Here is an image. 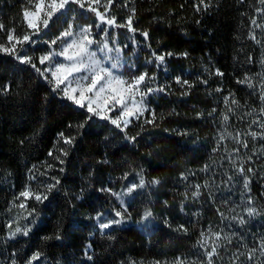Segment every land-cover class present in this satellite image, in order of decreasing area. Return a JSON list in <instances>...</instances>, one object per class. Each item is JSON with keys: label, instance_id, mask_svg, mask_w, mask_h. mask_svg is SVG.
I'll use <instances>...</instances> for the list:
<instances>
[{"label": "trees", "instance_id": "trees-1", "mask_svg": "<svg viewBox=\"0 0 264 264\" xmlns=\"http://www.w3.org/2000/svg\"><path fill=\"white\" fill-rule=\"evenodd\" d=\"M197 4L199 0H133L136 40L143 44L139 32L146 30L150 33L152 48L158 52L186 51L189 55L186 59L169 58L166 70H148L149 75L160 78V85L167 86V94L151 97L148 105L157 114V126L144 125V118H150L147 112L139 120H133L126 130L128 136L136 137L135 143H131L119 129L94 119L65 159L63 173L58 170L61 165L48 152L57 133L76 135V130L67 129L68 123L79 124L86 117L69 102L55 98L51 85L38 78L31 66H22L0 53V89L4 85L10 87L9 92H0V264H11L14 251L25 260L36 251L42 252L39 264H124L127 261L172 264L176 257L186 258L189 264H206L204 250L195 247L200 233L208 225L223 226L217 208L224 213L237 209L240 191H243V179L225 186L234 173L230 163L233 159L237 160V167L243 160L246 168L254 169L250 174L251 195L264 207V161L257 166L248 162L253 146L250 135H245L256 130L252 124L256 115L246 114L252 109L259 112L264 105L246 84L237 83L248 75L258 88L256 77L264 71L260 64L264 59V31L255 29L261 44L249 39L253 29L251 20L257 17L256 8L260 5L258 0H211L207 11L201 6V12L197 13ZM26 7H29L28 0H0V24L5 26L0 32L4 39L8 30L15 29L14 33L20 37L28 31L23 21ZM143 49L147 51L144 58H148L150 51ZM29 51L39 66L36 58L42 48L38 46ZM249 56L254 60L251 64L247 62ZM137 64L141 65V60ZM205 68L209 71L205 72ZM216 69L224 73L223 77L210 75ZM176 77L188 80L193 87L189 89L176 83ZM198 77L207 80V85L199 83ZM217 88L222 91L217 93ZM184 92L189 94L182 95ZM230 93L226 104L225 97ZM232 99L238 105H233ZM229 108L233 111L229 112ZM225 115H228L227 122L223 120ZM237 133L247 141L248 152L236 143ZM221 135L225 139L218 144ZM214 148L218 151L213 152ZM236 149L238 153L234 152ZM105 159L109 163H101ZM48 163L56 165L50 175L61 179L58 195L47 206L35 205L30 200L28 210L34 205L39 210L36 227L26 238L8 240L9 220L27 214L13 207L12 202L29 183V169L36 165L38 171H43ZM206 164L211 166L210 170L200 171ZM141 168L146 181L155 178L160 183L129 201L130 223L114 226L102 236L93 218L96 213L106 211L107 195L97 192L88 196V191L109 185L118 190L126 183H138L135 173ZM125 172L130 173L128 181L120 179ZM182 173L187 180L181 178ZM45 179L40 177L31 186L38 188ZM196 185H201L198 198L192 196ZM82 188L85 199L76 201L73 195L79 194ZM164 201L168 202L167 207ZM226 201L231 203L226 205ZM146 208L153 209L155 222L154 227L147 229L137 223ZM165 218L171 227L165 226ZM23 223L21 220L20 224ZM181 224L188 228V233L173 231ZM57 232L60 240L41 239ZM88 245H91L92 260L84 255ZM17 259L18 264H23ZM215 264L223 263L216 260Z\"/></svg>", "mask_w": 264, "mask_h": 264}, {"label": "snow or ice", "instance_id": "snow-or-ice-1", "mask_svg": "<svg viewBox=\"0 0 264 264\" xmlns=\"http://www.w3.org/2000/svg\"><path fill=\"white\" fill-rule=\"evenodd\" d=\"M29 7L23 9V21L27 24V28L31 30L30 33L23 35L22 37H15L13 35L15 29L8 30L7 41L11 45L10 47L0 44V53H5L12 57L16 62L22 66H31L35 71L38 78H42L45 82L51 85V92L55 98L61 101L69 102L70 106L74 107V110L84 115L86 119L79 123L73 124L68 123L67 129L69 131L76 130V135H66L64 131L57 133L56 141L53 144V148L49 150L48 156L52 157L53 160L57 161L61 167L59 172L63 173L65 169L62 167L65 163V159L69 156V153L74 149L77 140L82 137L83 130L91 125L94 119L99 121H105L108 124L114 126L115 129H119L120 132L124 133V139L128 142L135 143V136H128L127 129L133 120H139L145 116L147 112L150 118H144V125H156L157 114L154 109L149 108L148 105L151 103V97L160 94H167L165 85L157 84V77L155 74L149 75L148 69L150 66H155L157 69L164 68L166 70V61L169 58H187L188 53H174L158 52L157 49H153L150 43V33L148 31L139 32V35L143 38V44L136 40L135 34L137 29L133 27L135 22V8L131 9V14L127 17L124 23H118L116 16L111 15L110 6L113 4V0H107V4L102 5V0H28ZM128 0H125V7H127ZM260 7L256 8V12L261 16H264V0H258ZM103 6L104 11L101 12L98 9ZM201 6L204 11H207L211 6V0L206 3L205 0H199V4L195 5L197 13L201 12ZM34 7L35 11H31L30 8ZM72 11L74 13L72 19L68 22L67 27L59 33L58 36L50 41H42L38 39L42 35H48L50 33V25L54 20L62 15H66L67 12ZM79 13L84 15L87 19L95 18L94 24L89 23L81 25L76 22ZM93 15H87V14ZM199 23V21H197ZM251 23L253 25L252 31L249 32V39L255 41L257 44H261V40L257 39L255 35V29H264V25L257 23L255 17L252 18ZM43 25L41 27L40 25ZM95 28V32H94ZM5 26L0 24V31H3ZM116 29H127L130 36L131 44L134 49L147 48L150 51V56L145 60V71L140 72L136 75L133 69L138 71V66L135 64L128 65L125 71H120L122 65L120 63V57L122 47L118 42L116 36L112 35V32ZM103 35L97 40L96 36L100 32ZM38 44H47L48 51L41 54L38 58L39 66L34 62V56L27 55L28 48L26 45L35 48ZM53 46H59L57 51ZM127 47V45H124ZM249 64L253 63V57L249 56ZM262 69H264V59L260 61ZM205 72L209 69L205 68ZM210 75L223 77L224 73L219 69H216L214 73ZM259 79V86H255L252 83L253 77L245 75L243 80H238L239 84H246L248 88L252 89L253 93L259 96L261 105H264V71H262L256 77ZM176 83L182 86H187L191 89L193 85L188 80H181L180 77H176ZM198 82L207 85V80H200ZM151 85V86H150ZM10 91L8 85H4L0 92L7 93ZM220 93L222 89L217 88L215 90ZM188 92L182 93V95H188ZM231 97V93L228 97H225L226 104ZM48 97H45L47 102ZM233 105H238V101L232 99ZM66 105V106H69ZM216 109H213L215 112ZM229 112L233 111L232 108L228 109ZM118 113V115H117ZM175 110L173 109V114ZM256 115V119L253 120L252 124L259 129V131L250 130L245 135H250L255 139H264V107L259 109L257 112L252 109L246 115ZM211 115V113H210ZM163 119V116L160 117ZM224 122L228 121V115L223 117ZM251 128V126H250ZM141 130H144L142 126ZM186 134V133H182ZM139 133L137 134V136ZM231 136V133L228 134ZM107 139V138H106ZM225 139L224 135H221L219 141ZM236 143L242 144L246 149L248 147L247 141L241 139V133H237L234 137ZM25 141H21L23 145ZM218 151L217 148L213 149V152ZM238 149L234 152L238 153ZM255 155V153H254ZM248 162L252 161V156L247 158ZM101 163H109L107 159L101 161ZM234 168L233 175L228 177L225 182V186H229L233 181L238 182L239 179L243 178V189L242 196H247V205L244 211L247 213L248 219L243 215H231L227 216L223 211L217 208V213L220 216L221 222L228 221L229 228H233L231 235L223 233V229L220 231L212 232L211 250H207L209 246L208 239L205 238V232L200 233V240L197 241L195 247L204 248L203 255L206 257V264H215L216 260L220 258V252L224 251L226 254L230 253V247L232 245L233 237L237 238L243 247L244 251L237 248V251L230 253L232 259L229 264H264V233L259 234V238L254 237V244L249 246L244 242V233L240 231V228L247 225L251 218L256 216H264V213L257 211L255 207L250 206L253 203L251 197V175L254 173L252 167H245V161H239L237 167V160H230ZM56 165L48 163L47 167L43 171H38L37 166L33 165L28 172L29 183L25 185L24 190L20 191L15 196L12 206L18 207L21 213H27L26 215H20L9 220L7 224L8 232L7 239L15 241L17 237H28L33 228L38 223L39 210L35 205H45L46 202H51L55 199V196L59 193V186L61 185V179L57 176L50 175L55 169ZM211 168L210 165H205L200 171L207 172ZM195 174V173H193ZM130 173L125 172L120 178L121 180L128 181ZM138 177L139 182H129L122 185L119 191H114L112 187H103L99 190L92 188L88 191L87 195L92 196L94 193H101L107 195L109 199L118 202V207H113L110 215L113 218H107L104 213H97L93 218L97 221L98 228L101 235L106 234V230L113 229L114 226L122 225L132 220V213L129 211L130 200H134L135 196L140 194L143 190L158 185L160 181L158 179H152L146 181L144 178V169L141 168L139 172L135 173ZM40 177L46 179L40 183L38 188H33L31 184L37 181ZM91 178V174H90ZM181 178L187 180L188 177L183 173ZM196 191L192 193L194 198L200 196L201 185H196ZM204 187H207L205 185ZM219 189V186H218ZM85 199V189H81L79 195L75 196L76 201H83ZM34 201L35 205L32 206L29 211V201ZM17 201L19 204L17 205ZM226 205L231 203L230 201L225 202ZM168 202L164 201L165 207ZM185 205L182 204L181 211ZM229 211H234L229 209ZM193 215L199 216V213ZM92 218V217H90ZM154 219L153 209L146 208L140 215L137 223L150 221ZM24 221L23 225L20 221ZM106 222H101L105 221ZM16 225L13 227V225ZM166 227H171L167 218L164 220ZM236 226H240L237 228ZM173 231L188 233V228L183 224L179 225ZM211 231V229H209ZM223 233V234H222ZM43 241L49 240H60L61 236L57 232L54 236H44L41 238ZM109 239H112L109 236ZM91 245L86 247L84 255L88 260H92L90 255ZM42 252L36 251L26 260L21 257L18 252L14 251L11 253L10 259L11 264H18V259L23 264H39L42 258ZM243 258V259H242ZM124 264H137L136 261H127ZM153 264H161L160 261H155ZM172 264H189L186 258L176 257ZM195 264V262H192Z\"/></svg>", "mask_w": 264, "mask_h": 264}, {"label": "rangeland", "instance_id": "rangeland-1", "mask_svg": "<svg viewBox=\"0 0 264 264\" xmlns=\"http://www.w3.org/2000/svg\"><path fill=\"white\" fill-rule=\"evenodd\" d=\"M132 3H133V0H128L127 7H125V0H113V4L110 6L111 15L108 18H111V16L114 15V16H116L118 23H121V24L124 23L127 20V17L131 14V9H132L131 4ZM104 4H107V0H102V5H104ZM30 10L35 11L34 7L30 8ZM98 10L103 12L104 11L103 6H101ZM73 15H74V13L72 11H69L66 13V15H62V16L56 18L54 20V22L50 25V33L48 35H42L38 39H40L42 41H50L53 38H55L56 36H58L59 33L67 27V24L72 19ZM75 15L77 16L76 22L81 24V25H86L89 23L94 24V20H95L94 16L92 19H87V18H85L84 15H80L79 13H77ZM87 15H93V14L89 13ZM256 20H257V23L264 25V16H261L260 14L257 13ZM40 26L43 27L42 24ZM260 30L263 33L264 29H260ZM30 32H31V30L28 29V31L26 33H24V35L28 34ZM94 32H95V28H94ZM258 34L261 36V33H258ZM13 35L15 37H20L15 33H13ZM102 35H103V32L101 31L99 33V35L96 36V39L99 40L100 36H102ZM112 35L116 36L118 42L120 43V45L122 47V52H121V57H120V63L122 65V67H121L120 71H125V69H127L128 65L135 64L138 66V71L136 69H133V72L136 75H138L140 72H144L146 70L145 66H144L146 57L144 58V54H146L147 51L144 49H140V48L134 49V47L131 44V41L129 39L130 36H132L133 34L129 33L127 31V29H116L112 32ZM0 44L7 46V47L11 46L7 41V37H6V39H4L3 34L1 35V32H0ZM124 45H127V47H124ZM38 46L40 48H42V50H43L41 52V54H43L49 50L47 44H38L35 47H38ZM26 47L28 48L27 55H29V52H30L29 49L30 48L33 49V47L28 46V45H26ZM53 47L57 51L60 50L59 46H53ZM262 53H264V50L262 51ZM138 60H141V62H142L141 65L137 64ZM153 68L157 69L153 65V66H150L148 70H151ZM160 69H162V68H160ZM151 75H153V74H150V76ZM157 84L160 85V78L159 77H157ZM155 96H157V95H155ZM155 96H153V97H155ZM117 115H118V113H117ZM255 131H259V129L256 128ZM250 139L252 140V146H253V149L250 148V150L252 149L250 152V154H251L250 156H252L251 163H254L257 166V163H259L260 161H264V139H255L254 140L251 136H250ZM248 150L249 149H244L245 152H248ZM254 153H255V155H254ZM240 179H243V178L241 177ZM111 183H114V182H111ZM108 187H112V186L109 185ZM120 189L115 190L113 188L114 191H119ZM243 192H244V189H243V191H240L241 194ZM77 195H79V194L76 193L75 195H73L74 198ZM251 197H252L253 203L250 206L255 207L257 209V211L264 213V207L260 204H257L252 195H251ZM69 198L71 199V202H73L72 198L71 197H69ZM105 200H107L106 211L98 212V213H104L107 218H113V216L110 214L112 213L113 207H118V202H115L114 198L109 199L108 196H106ZM246 202H247V196L241 195L240 201L238 204V208L235 210L233 209L234 211H229V212L225 213V215H227V216H231L233 214L243 215L246 219H248L247 213L244 211L245 206H249V205H247ZM96 215H97V213L94 215V217ZM101 222H106V220L101 221ZM130 222H131V220L126 222V223H130ZM138 224L141 225L145 229L155 226V222L153 219L150 221H145V222L138 223ZM228 224H229V222L225 221L223 226H221V227H212L210 225H208L206 227V229L204 230V232L206 234L205 238L208 239V241H209V246H208L207 250H211V242L213 239L212 234H211L212 232L220 231L221 229H223V233H227V234L231 235V233L234 229L229 228ZM97 226H98V224H97ZM236 227L240 228V226H236ZM209 229H211V231H209ZM240 231H242L245 234L244 235V242H246L249 246H252L254 244V237L256 239H258L259 234L264 233V216H256L254 218H251L250 222L247 225L240 228ZM237 248H240L241 251H244L243 247L241 246V244L237 240V238L233 237L232 245L230 247V253L236 252ZM202 249L205 251L204 248H202ZM230 253L226 254L224 251H221L220 252V258L218 259L219 262H221L223 264H229V261L232 259Z\"/></svg>", "mask_w": 264, "mask_h": 264}]
</instances>
